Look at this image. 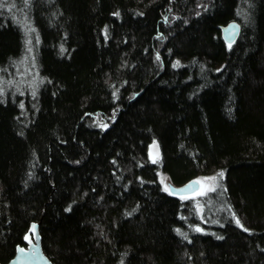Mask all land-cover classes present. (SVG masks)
<instances>
[{"label":"trees","instance_id":"trees-1","mask_svg":"<svg viewBox=\"0 0 264 264\" xmlns=\"http://www.w3.org/2000/svg\"><path fill=\"white\" fill-rule=\"evenodd\" d=\"M0 4V80L29 28L42 78L0 90V264L35 222L54 264H264V0ZM159 169L176 187L222 172L239 225L222 209L194 232Z\"/></svg>","mask_w":264,"mask_h":264},{"label":"rangeland","instance_id":"rangeland-1","mask_svg":"<svg viewBox=\"0 0 264 264\" xmlns=\"http://www.w3.org/2000/svg\"><path fill=\"white\" fill-rule=\"evenodd\" d=\"M202 0H200L201 2ZM27 33V48L26 55L18 66V71L12 78L8 79L6 82L0 80V90L5 92L6 89L3 88L5 85L9 86L10 83L14 85L15 90L13 92H19L21 95L26 93L35 94L37 89L40 87L42 78L38 75L37 64L35 63V53L34 47L38 44V36L29 28ZM149 159L156 164H160V148L156 142H153L149 146ZM160 170V169H159ZM222 173V172H221ZM215 173L210 176L199 177L197 180L199 183V189L197 192L190 194L189 196H182V201H191L195 206V211L197 213L200 225L193 227V231L197 233H211L210 228L213 225H219V223L214 219L211 221L209 214L211 212H221L222 209L227 211L232 217L233 221L237 223V218L233 211H230L228 207L224 205L223 194H222V181L223 173ZM159 181H161L163 190L169 192L171 182L168 180L167 176L159 171ZM217 192L215 203L208 209V214L206 215V198L211 195V193ZM209 202V201H208ZM212 210V211H211ZM239 225V223H237Z\"/></svg>","mask_w":264,"mask_h":264},{"label":"water","instance_id":"water-1","mask_svg":"<svg viewBox=\"0 0 264 264\" xmlns=\"http://www.w3.org/2000/svg\"><path fill=\"white\" fill-rule=\"evenodd\" d=\"M222 34L232 42L235 41L239 35L240 25L238 22H230L229 24L220 27ZM199 183L196 180L190 181L185 185L174 186L170 185V192L176 197L189 196L197 192ZM39 224L33 223L29 232L24 238L25 246H19L16 249L15 256L12 260L5 264H54L43 251Z\"/></svg>","mask_w":264,"mask_h":264},{"label":"snow or ice","instance_id":"snow-or-ice-1","mask_svg":"<svg viewBox=\"0 0 264 264\" xmlns=\"http://www.w3.org/2000/svg\"><path fill=\"white\" fill-rule=\"evenodd\" d=\"M0 6H2V4H0ZM221 175H222V173H221ZM237 223H239V221H237Z\"/></svg>","mask_w":264,"mask_h":264},{"label":"bare ground","instance_id":"bare-ground-1","mask_svg":"<svg viewBox=\"0 0 264 264\" xmlns=\"http://www.w3.org/2000/svg\"><path fill=\"white\" fill-rule=\"evenodd\" d=\"M169 192H170V188H169ZM171 193V192H170ZM172 194V193H171Z\"/></svg>","mask_w":264,"mask_h":264}]
</instances>
